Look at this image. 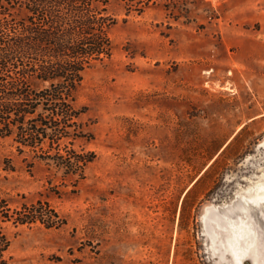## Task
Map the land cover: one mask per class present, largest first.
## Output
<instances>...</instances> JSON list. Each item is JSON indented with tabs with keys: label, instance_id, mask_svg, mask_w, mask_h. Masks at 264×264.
Wrapping results in <instances>:
<instances>
[{
	"label": "rangeland",
	"instance_id": "rangeland-1",
	"mask_svg": "<svg viewBox=\"0 0 264 264\" xmlns=\"http://www.w3.org/2000/svg\"><path fill=\"white\" fill-rule=\"evenodd\" d=\"M106 11L113 56L77 94L86 178L0 137V195L67 220L5 224L14 264H264V0Z\"/></svg>",
	"mask_w": 264,
	"mask_h": 264
},
{
	"label": "trees",
	"instance_id": "trees-1",
	"mask_svg": "<svg viewBox=\"0 0 264 264\" xmlns=\"http://www.w3.org/2000/svg\"><path fill=\"white\" fill-rule=\"evenodd\" d=\"M109 1L0 0V137L77 181L97 158L76 146L93 139L77 94L84 73L113 56ZM123 1L142 11L153 0ZM7 223L57 229L67 220L47 200L12 207L0 195V264H14Z\"/></svg>",
	"mask_w": 264,
	"mask_h": 264
},
{
	"label": "bare ground",
	"instance_id": "bare-ground-1",
	"mask_svg": "<svg viewBox=\"0 0 264 264\" xmlns=\"http://www.w3.org/2000/svg\"><path fill=\"white\" fill-rule=\"evenodd\" d=\"M242 222H243V221H242ZM242 222H241V223H242ZM236 224H237V223H236ZM235 231H236V230H235ZM242 232H243V231H242ZM235 233H236V232H235ZM241 235H242V234H241ZM247 235H248V234H247ZM242 236H243V235H242ZM237 238H238V237H237ZM239 238H240V237H239ZM247 238H248V236H247ZM241 240H242V239H241ZM251 241H252V240H251ZM240 244H241V243H240Z\"/></svg>",
	"mask_w": 264,
	"mask_h": 264
}]
</instances>
